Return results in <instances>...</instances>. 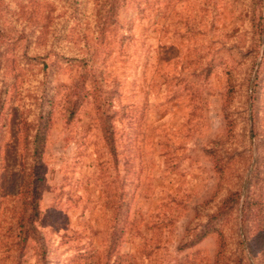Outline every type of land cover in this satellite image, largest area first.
I'll return each instance as SVG.
<instances>
[{"label": "rangeland", "instance_id": "rangeland-1", "mask_svg": "<svg viewBox=\"0 0 264 264\" xmlns=\"http://www.w3.org/2000/svg\"><path fill=\"white\" fill-rule=\"evenodd\" d=\"M0 264H264V0H0Z\"/></svg>", "mask_w": 264, "mask_h": 264}, {"label": "trees", "instance_id": "trees-1", "mask_svg": "<svg viewBox=\"0 0 264 264\" xmlns=\"http://www.w3.org/2000/svg\"><path fill=\"white\" fill-rule=\"evenodd\" d=\"M104 31L101 28V31ZM71 113V112H70ZM105 130V127H104ZM109 131L108 129H106ZM106 134V131H105ZM106 144L111 152H114V143L110 139V131L105 138ZM40 165L37 163L27 164L26 172L23 174L19 185L18 198L21 201V209L17 212V220L19 222V233H22L21 240L23 243L28 239H32L35 233H38L35 223L39 218L38 202L40 200L39 187L42 177L39 173ZM221 256V251L217 252V259Z\"/></svg>", "mask_w": 264, "mask_h": 264}]
</instances>
